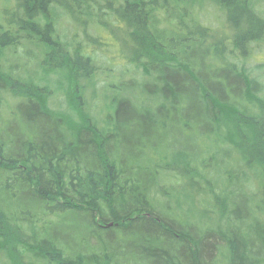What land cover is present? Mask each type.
Returning <instances> with one entry per match:
<instances>
[{"label":"trees","instance_id":"16d2710c","mask_svg":"<svg viewBox=\"0 0 264 264\" xmlns=\"http://www.w3.org/2000/svg\"><path fill=\"white\" fill-rule=\"evenodd\" d=\"M3 12L0 264H264V0Z\"/></svg>","mask_w":264,"mask_h":264},{"label":"rangeland","instance_id":"374dc122","mask_svg":"<svg viewBox=\"0 0 264 264\" xmlns=\"http://www.w3.org/2000/svg\"><path fill=\"white\" fill-rule=\"evenodd\" d=\"M9 8H12V9L16 8V0H0V25H3V24L5 25L6 24L5 20H6V18H8V15H5V12H3V11L7 10ZM212 13H214L215 16H217L219 14H220V16H222V13L220 11H218V10H215V9H214V11ZM84 35L81 34V39L79 40L80 42L84 41V39H85ZM85 40L86 41L83 44L84 52L88 53L89 51H93V52L97 53L98 57H96V58L98 60H100L101 62L107 61L108 64L113 65L111 67V70H113V72H115V73L112 74V75H118L119 72L123 69V65L118 60V54H120L119 53L120 51L118 49L117 50L113 49L114 52H110V50H108V47H106V46H98L97 47V46L94 45L95 43H91L90 40H87V39H85ZM102 41L109 42L110 44H112V40L108 36L105 37V40H102ZM259 51L261 52V54H258V56H256V61L264 60V51H263V49H260ZM116 58H117V60H116ZM66 59L68 60L67 56H66ZM109 61H111V62H109ZM110 65H108V66H110ZM29 67H31V66H29ZM33 70H35V66L34 65H33ZM62 75H63V73H62ZM100 86L101 85H99L98 88ZM69 105L70 106H74V107H75V105H76V107L78 106V95H77V90L75 88V82L72 83V86L70 87L69 93H68L67 97L65 98V103L63 104V108H65V109L60 110V108L57 107V104L52 105V107L54 109V112H56L58 114H62V116H65L66 115L65 112H67V110L70 108ZM180 200H182L181 202H183L184 199L180 198ZM184 201L186 202V200H184ZM190 208H191V205L188 202H186V204H185L186 213L188 212V210H190Z\"/></svg>","mask_w":264,"mask_h":264}]
</instances>
